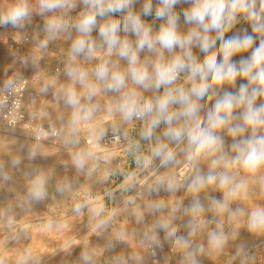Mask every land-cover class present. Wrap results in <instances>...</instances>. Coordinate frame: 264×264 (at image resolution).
Here are the masks:
<instances>
[{"label": "rangeland", "instance_id": "rangeland-1", "mask_svg": "<svg viewBox=\"0 0 264 264\" xmlns=\"http://www.w3.org/2000/svg\"><path fill=\"white\" fill-rule=\"evenodd\" d=\"M31 1L28 0L27 2H29V8L31 9V7H33L34 11L33 8L30 10L29 19L25 20L22 26L19 27H13L11 24L0 25V32L7 26H11L12 29L17 28L19 38L26 37L27 40L29 39V43H36L38 45L39 48L35 51V55H41L43 58H46L53 52V59L50 60V62L52 61L51 66L58 72H62L63 68L73 63V61L76 62L78 60L82 63L81 69H91L90 71H92V69L105 58L111 59L114 63L118 62L120 70L127 69V62L125 60L119 59L115 54L108 57L106 48L100 47L102 42L99 37L98 29L93 30L91 34V38L97 44V49L93 56L90 59L83 55L77 56L74 60L70 59L71 43H73L78 36L74 25L79 18V14L85 11L81 0H75V8L64 10L57 9L53 12H44L43 14H40L39 0ZM151 2L153 6L151 15L144 16L142 13L143 5L146 3V0H136V3L132 6V11L140 14L144 23L150 26L155 33L159 30L164 21L156 19L155 17V9L158 6V0H151ZM15 3V0H0V9H2L0 15H3L4 12L6 13ZM191 6L192 0H181V2L175 6L174 11L177 12L180 17L178 29L181 33H186L190 28L194 27V25L185 23L183 15L184 11L188 10ZM124 15H126V12L115 13L112 14L111 17H98V24L106 22L109 18L122 20ZM53 18H58V22L63 23L66 27L64 30L60 31L58 33L59 35H56L55 38L48 39L46 28L49 20ZM20 31L22 34L19 35ZM25 32L26 34H24ZM33 33L34 36H32ZM245 34L253 35L256 38L253 47L259 45L260 35L252 32L251 22L242 16L239 20L237 19L233 27L225 33V39L237 35L243 36ZM210 35L215 36V32L210 33ZM120 36L121 38H125L126 36V38L133 43L136 40V36L132 33L125 34L121 32ZM64 40L70 41V49L61 50L59 44ZM45 41L46 47L40 46ZM219 44L220 41H217V48L215 49L217 51L219 49ZM55 49H58L59 52L55 53ZM44 51L46 52L44 53ZM178 51L177 49V52ZM192 51L200 60L203 59L205 54L200 52L199 48L193 47ZM27 53H31V50L22 48L13 49L10 47L0 50V92L8 88L6 85L9 81H11L12 84L16 78L28 75L27 73L32 69L34 61H31L32 58H30L31 56H27ZM250 54L251 49L246 52H241L233 56L232 61L239 65L240 60L248 58ZM165 57H169L167 52H165ZM140 58L143 61L145 59L155 60L156 57L153 53L144 50L140 53ZM218 59H220L219 56ZM61 65H64V67ZM46 74L47 71L39 73L35 77L36 81L44 79ZM91 78L92 81H89ZM94 78L95 77L91 75L88 82L94 83ZM186 80L187 73H185L184 76L185 88L190 86L186 83ZM247 83L248 81L246 79L238 77L234 85L225 83L222 87H215L213 89L215 94L213 95L210 93L211 99L206 96L200 101L203 106L200 112L201 117L206 116L208 109L212 108L217 98L223 96L226 92L236 93L242 84ZM94 84H96L97 88L99 87V91H97L91 103L96 106L97 110L90 120L81 121L80 125L82 127L80 125L77 127V137L75 136L73 139L69 138L66 131L63 132L59 125L52 121H42V123L55 125L60 130L58 143L61 148L56 157L46 161H39L37 158L23 156L24 161H22V156L16 151V145L0 141V151L4 152L3 149H5V147L7 149V152L2 153V155L5 157L9 155L14 159L11 168H8L9 162L7 159L0 160V264H4V261L7 262L5 264H49V261H51L50 264H135L137 261H139V264H143V262H140L141 257H138L134 250V246L139 243L142 236L149 242V248L154 245L157 246V248L159 247L156 256L149 257L152 263H149L148 259V262H146L147 264H191V261L186 258V252L188 251L194 252L196 264H264V231L253 232L249 230L247 223L250 213L246 214L245 217H233L231 219L228 211L221 212L212 203L213 200L221 201L222 203L225 201L228 207L230 206V209L235 210L240 207V200H238L240 198L237 193L235 196H228L226 195L227 190L222 189L221 191V189L217 188L215 185L208 186V189L205 188L199 193L189 192L187 186H184L186 188L178 187L173 191L166 190V187L161 186L159 182L164 179L163 176L168 166H171V164L161 166L160 160H158L157 164H154L156 159L152 160L149 164L145 159L150 156V149L156 144V139H154L153 142L150 140L146 141L140 136L144 129L143 124L147 120H138L134 118L128 122L123 121L121 116L114 111V105L120 99L122 93L106 92L103 90V84L101 85V83L97 81ZM78 85L81 86L77 83L74 86L75 90L86 94V85L83 86L84 89L81 86V90ZM134 87L136 86L129 80L127 82V88L122 91H127ZM137 89L136 90L145 98H152L154 94L158 93L155 90L146 91L142 88ZM160 90H162V92L164 91L163 88ZM261 102H264V97L258 98L256 101L257 105ZM240 111L241 109L235 110L234 115L238 116ZM33 115L34 114H32L31 119ZM96 122L97 124H95ZM236 122L239 121H233V123ZM97 125L99 127H97ZM107 128L118 130L123 135L125 143L119 149H107L104 146L102 147L99 142L102 136L101 133H104ZM78 132L80 133L78 134ZM88 134H95L96 140H93H95L94 142L98 140L97 142L101 146L92 148L91 144L88 142V140L91 139L89 136L87 138ZM249 134L250 131L246 132L244 136L247 137ZM218 135L223 138V141L225 139L227 141L226 173L236 177V182L240 181V178L244 180L246 175H242L245 172L238 166L232 165L230 159L236 154L231 149V145L234 140H238L240 137L234 138L230 136L226 129L220 130ZM138 136H140V138H138ZM132 138L134 140L131 141ZM75 140L78 142L75 143ZM165 142L167 143L168 141L166 140ZM137 144L139 147H137ZM174 145L170 143L171 148ZM181 146L179 148L181 150L178 149V151L175 152V161L180 158L178 161L179 163L180 161L188 163L186 155L182 151V149L186 147V141L185 143L182 142ZM71 148H73V150ZM78 152L88 154L83 168H77L73 162L74 154ZM19 163L21 165H19ZM9 165H12V161ZM220 168L221 167L218 166L213 171H223V168ZM219 169L220 171H218ZM262 170H264V168L258 171L262 172ZM207 171L208 170L199 173L206 175L208 173ZM192 174L194 175L195 173L192 172L190 174L188 182ZM257 179L260 183L264 182V176L258 177ZM37 180L43 182L45 191L44 197L40 199L31 195V189ZM144 184L145 187L147 186L146 188H142ZM223 191L224 194H222ZM196 200H199L200 204L203 206V211L199 214H194L190 211L192 204ZM139 204H142L141 209H139ZM77 205H83V207L77 211ZM157 205L159 206L158 209L155 207ZM263 206V203H259L252 208L251 212L259 207L264 208ZM222 214H225L223 215L224 219ZM221 218L225 221H222ZM213 220H216V222ZM101 221H106V223L102 227H98L97 225ZM165 223L170 225L168 230L159 226ZM214 223H218L221 227H216ZM140 224L145 228L143 234L139 232ZM235 224L241 225L239 230L244 234L242 233L240 237L237 236V239L234 241L230 235V231L235 227ZM73 226L77 227L74 228ZM204 227L205 231L203 230ZM244 227H246V229ZM172 228L176 229V236L168 238L167 231H170ZM33 230L37 232L32 234ZM94 230H96V232ZM215 230L217 232L223 230L222 232L227 238V241H225L223 247L219 250L209 244V234L205 233H211ZM58 234L61 235H59L60 239ZM201 234L205 235L201 236ZM37 235L40 236V238ZM62 237L70 238V240L68 238L69 244L67 246L69 250L63 248L61 254L60 250L56 252L53 258L48 262L42 261L40 254L44 256V254L55 252ZM130 237L132 239L135 238V240H132ZM176 237H182L187 240L189 248H177L175 245ZM205 239L207 240L205 241ZM132 243H134L133 246ZM203 243H205V245ZM9 244L11 245L9 246ZM76 246H78V248ZM51 248L54 249L49 251ZM132 248L135 251H132L133 253L130 252ZM65 249L66 251L64 252ZM74 249L75 251H73ZM85 255L90 258L88 261L82 259Z\"/></svg>", "mask_w": 264, "mask_h": 264}, {"label": "clouds", "instance_id": "clouds-1", "mask_svg": "<svg viewBox=\"0 0 264 264\" xmlns=\"http://www.w3.org/2000/svg\"><path fill=\"white\" fill-rule=\"evenodd\" d=\"M180 2L181 0H158L155 17L164 23L154 33L144 23L141 15L132 11L136 0H81L85 11L79 14L74 25L78 36L71 45L70 59L74 60L81 55L90 59L93 56L97 44L91 34L98 29L102 42L100 47L106 48L108 57L115 54L127 62L126 70H120L118 62L114 63L111 59H104L92 69V75L97 82L103 84L104 91L122 93L114 105V111L125 122L134 118L147 120V127L141 134L144 140H151L161 123L166 125L163 137L168 142L157 138L155 146L150 149V156L145 158L146 162L150 164L158 158L161 166L173 163L176 154L170 143L179 145L186 141V147L182 151L193 167L202 159L212 158L208 173L194 174L187 184V190L199 193L208 186L215 185L219 189H226V195L235 196L244 186L243 181L236 182L234 176L224 171H213L227 158L223 138L218 132L226 129L230 136L240 137L231 145L236 153L230 158L232 165L247 173H256L264 168V102L258 105L256 103L258 98L264 97V0H192V6L183 15L185 23L194 27L186 33L179 31L180 17L174 11ZM75 6V0H39L40 14L57 9H72ZM152 11L151 0H146L143 15H151ZM125 12L122 20L109 18L98 24V17H111L112 14ZM240 16L251 22L253 33L260 35L257 47H253L256 39L253 35H237L225 39V33ZM29 17L27 0H16L6 13L0 15V25L19 27ZM65 27L58 22V18L49 20L46 28L48 39L55 38ZM121 32L134 34L135 42L126 36L121 38ZM212 32H215V36L210 35ZM217 41H220L218 51L215 50ZM41 46L46 47V41ZM193 47L205 54L202 60L194 55ZM249 49L250 56L241 59L239 65L232 61L233 56ZM144 50L153 53L155 60L142 61L140 53ZM165 52L170 58L165 57ZM182 72L187 73L186 83L190 86L173 87ZM66 74L73 85L64 95L65 103L75 109L71 123L75 125L80 121H88L97 110L91 101L98 88L96 84L88 82V72L79 67H69ZM238 77L246 79L248 83L242 84L236 93L226 92L217 98L206 116L201 117L203 106L200 101L206 96L211 99L210 93L215 94V87H222L225 83L234 85ZM129 80L136 87L122 91L127 88ZM77 83L86 85V94L76 92L74 86ZM6 87H11V81ZM137 88L157 92L163 88L164 91L161 95L145 98ZM82 100L85 102L82 103ZM173 106L177 107L174 109ZM237 109H241L238 116L234 115ZM249 131L250 134L245 137L244 134ZM87 155L84 152L74 154L73 162L77 168L84 167ZM159 183L169 191L179 187L171 180H161ZM31 195L37 199L44 197L41 180L35 181ZM212 203L219 211H228L230 218L244 213L243 209L232 210L227 203L221 201L213 200ZM82 207L83 205H77L76 210L79 211ZM155 207L159 208L158 205ZM190 211L194 214L203 211L199 200L194 201ZM105 223L106 221H101L97 226L102 227ZM159 226L165 230L170 227L168 223ZM217 227L220 228L221 225L218 224ZM248 228L253 232L264 231V208L255 209L249 214ZM175 236L176 229L167 231L168 238ZM226 239L222 231L209 234V244L217 250L223 247ZM175 245L180 249L189 248L188 241L182 237H176ZM186 258L191 264H196L194 252H186ZM82 259L88 261L90 258L85 255Z\"/></svg>", "mask_w": 264, "mask_h": 264}, {"label": "bare ground", "instance_id": "bare-ground-1", "mask_svg": "<svg viewBox=\"0 0 264 264\" xmlns=\"http://www.w3.org/2000/svg\"><path fill=\"white\" fill-rule=\"evenodd\" d=\"M3 1V0H2ZM13 1V0H12ZM16 1V0H15ZM28 1V0H27ZM31 1V0H30ZM32 2V1H31ZM8 3V1H7ZM28 5H29V2H27ZM3 4V3H2ZM11 4V3H10ZM7 5V4H6ZM37 5V4H36ZM36 7V6H35ZM3 8V7H2ZM7 8V7H6ZM33 7H31L30 10H32ZM8 9V8H7ZM2 9H0L1 11ZM6 10V9H5ZM33 11H34V8H33ZM5 13V12H4ZM242 16L238 17L237 19L239 20V18H241ZM29 22V21H28ZM247 27V26H246ZM24 32V31H23ZM36 32V31H35ZM18 29H12L11 26H7V27H4L3 30L0 32V50L1 49H6L8 47L10 48H13V49H19V48H22V49H29L31 50V53H27V56H31L30 58H32V62H33V67L32 69L30 70V72H28L27 74V78L29 80H31L32 82V85L34 87V89L37 91L38 95H39V99L38 101L34 104V103H31V102H27L25 108L26 110L30 111L31 114H34L33 115V118L30 119L27 123L21 125L19 128L17 129H14V130H10L8 128H6L4 125H0V141L3 142V143H11V144H14L17 146V152H19V154L22 156H27L28 158H37L39 161H46L50 158H54L56 157L59 152H60V148L61 146L59 145L58 141L54 140L52 142H39L35 139L34 137V132L36 131V123L37 122H42L43 120L45 121H52L53 123L57 124L60 126V128L62 129V131H66L67 133V136L69 138H75V136L77 137L76 135V131L78 130L77 127L81 124V121L75 125H72V120H73V112L75 111V109H73L72 107H70L69 105H67L64 101V95L67 91V89L69 87L72 86V81L70 80V78L67 76L66 74V70L69 68V67H79L80 70L82 71H86L88 72V80L90 79L91 75H92V71H90L89 69H81V61L78 60L76 62L73 61V63H71L70 65H68L67 67L63 68V71L62 72H58L56 70H54V68L51 66V62L50 60L53 59L52 55H54V53L52 52V54L46 58H43L41 55H35V51L37 50L38 45L36 43H29V39L27 40L26 37L24 38H19L18 37ZM28 33V32H27ZM22 34L21 31L19 33V35ZM26 34V32L24 33ZM64 34V33H63ZM59 35V34H57ZM65 35V34H64ZM68 35V34H67ZM24 36V35H23ZM34 36V33L33 35ZM61 36V35H60ZM22 37V36H20ZM29 38V37H27ZM63 38V37H62ZM34 39V37H33ZM35 40V39H34ZM52 41V40H51ZM37 42V40H36ZM70 41H62L60 44H59V47L62 49H68L69 46H70ZM72 44V43H71ZM41 46V45H40ZM49 47V46H48ZM50 48V47H49ZM70 49V48H69ZM51 51V50H50ZM46 51H44L45 53ZM55 53H58L59 50L55 49L54 50ZM26 54V52H25ZM48 54V53H47ZM168 54V53H167ZM24 55V54H23ZM49 55V54H48ZM59 55V54H58ZM61 55V54H60ZM64 55V54H63ZM46 56V55H45ZM66 56V55H65ZM108 58V57H107ZM79 59V58H77ZM104 59V58H103ZM106 59V58H105ZM84 60V59H83ZM71 61V60H70ZM67 63V62H66ZM69 63V62H68ZM94 64V63H93ZM92 64V65H93ZM60 65V64H59ZM64 67V65H61ZM88 67V66H87ZM95 67V66H94ZM62 68V67H61ZM42 71H47V74L44 76V79L42 80H37L36 81V76L41 73ZM41 79V78H40ZM95 80V78H94ZM89 81H92V78L91 80ZM96 83V80L95 82ZM102 85V84H101ZM79 86V85H78ZM80 87V90H81V86ZM83 88V86H82ZM101 88V87H100ZM46 89V90H45ZM84 89V88H83ZM82 89V91H83ZM99 89V87H98ZM138 90V89H137ZM142 90V89H141ZM99 91V90H98ZM78 94H84L83 92H80V91H76ZM112 93V92H111ZM114 93V92H113ZM82 103H84L85 101H81ZM111 120V119H110ZM108 120V121H110ZM107 121V123H108ZM84 122V121H83ZM106 123V124H107ZM97 124V122L95 123ZM55 126V125H54ZM81 126V125H80ZM94 126V125H93ZM104 126V125H103ZM107 126V125H106ZM82 127V126H81ZM97 127H99L97 125ZM89 128V127H88ZM108 129V128H107ZM111 129V128H110ZM80 130V129H79ZM101 130V129H99ZM92 131V130H90ZM80 132H78L79 134ZM62 134V133H61ZM82 135V134H81ZM64 136V135H62ZM91 137L92 139H95V134H88L87 135V138ZM66 137V136H65ZM66 139V138H65ZM77 139V138H76ZM80 139V138H79ZM68 140V139H67ZM65 140V141H67ZM78 140V139H77ZM96 140V139H95ZM94 140V141H95ZM100 140V139H99ZM98 141V140H97ZM95 142L93 145H91V147H100L101 145L98 144V142ZM78 142L75 140V143ZM100 142V141H99ZM185 143V142H184ZM13 145V146H14ZM174 145V144H173ZM182 145L179 144V145H174L172 147L173 151L176 152L178 151V149L180 148V146ZM86 147V146H85ZM90 147V148H91ZM103 147V146H102ZM182 147V146H181ZM14 148V147H13ZM76 148V147H75ZM73 150V148H71ZM108 149V148H107ZM119 149V148H118ZM64 150V149H63ZM90 150V149H89ZM92 150V149H91ZM113 150V149H112ZM181 150V149H179ZM4 152H7V149L5 147V149H3ZM101 151V150H100ZM4 152H1L0 151V160L1 159H7L8 162L10 163L12 161V165H9L8 163V168H11V166H13V158H11L9 155L7 157L3 156L2 153ZM63 152V151H62ZM103 152V151H102ZM16 153V152H15ZM14 154V153H13ZM18 154V153H17ZM176 154V153H175ZM6 155V154H5ZM20 156V157H21ZM108 156V154H107ZM178 156V155H177ZM13 157V156H12ZM17 157V156H16ZM102 157V156H100ZM109 157V156H108ZM114 157V156H113ZM58 158V157H57ZM64 158V157H63ZM21 159V158H20ZM68 159V158H67ZM180 158H178V160L174 161L173 163H171V166L169 165L168 168H167V171L165 173V175L163 176L164 177V181L167 182L169 180L171 181H174L176 182L178 185H179V188L183 187V188H186L184 186H187L188 184V179L190 177V174L192 172H196V170H198V167H193L192 165H190L189 163H186V162H183V161H180V163L178 162ZM16 161V160H15ZM24 161V158L23 160ZM51 161V160H50ZM2 162V161H1ZM18 162V161H16ZM38 162V161H37ZM15 163V162H14ZM21 163V162H20ZM19 163V165H21ZM44 164V163H43ZM18 165V166H19ZM6 166V165H5ZM17 167V166H16ZM17 169V168H16ZM15 169V170H16ZM13 170V169H12ZM14 171V170H13ZM199 171H203L200 170ZM206 171V170H205ZM264 170H262V172L260 171H257L256 173H247L245 172L242 176L246 175V178L243 180L242 178H240L241 180L240 181H243V187L241 189L238 190L237 192V195L240 199V207L241 209L244 210V213L243 215H238L236 216V218H239V217H245L246 214L248 213H251V210L254 206H256L257 204L259 203H263L264 204V182H258L257 178L258 177H263L264 176ZM49 172V171H48ZM204 172V171H203ZM208 172V171H207ZM193 176V174H192ZM23 177V176H22ZM236 178V177H235ZM237 179V178H236ZM62 181V180H61ZM65 181V180H64ZM70 181V180H69ZM238 181V182H240ZM149 182V181H148ZM153 183V182H152ZM260 183V184H259ZM259 184V185H258ZM152 186V185H151ZM91 187V186H90ZM147 187V186H146ZM145 187V184L142 186V188H146ZM87 188V187H86ZM216 188V187H215ZM153 189V188H152ZM208 189V188H207ZM167 190V189H166ZM212 190V189H211ZM226 190V189H225ZM224 190V191H225ZM173 191V190H172ZM207 191V190H206ZM222 191V189H221ZM224 191L222 194H224ZM224 196V195H223ZM225 197V196H224ZM226 198V197H225ZM224 198V200H225ZM232 198V197H231ZM207 199V197H206ZM237 199V198H236ZM145 200V199H143ZM227 200V199H226ZM234 200V199H233ZM232 200V201H233ZM146 201V200H145ZM205 201V200H204ZM147 202V201H146ZM145 202V203H146ZM231 202V201H230ZM142 203V202H141ZM210 203V202H209ZM224 203H226L224 201ZM237 204V203H236ZM140 205V204H139ZM147 205V204H146ZM236 206V205H235ZM252 206V207H251ZM142 207V204L140 205L139 209H141ZM211 207V206H210ZM209 207V208H210ZM230 207V206H229ZM233 207V206H232ZM264 207V206H263ZM260 208V207H259ZM137 210V209H136ZM208 210V209H207ZM138 211V210H137ZM205 214V212H204ZM227 214V212H226ZM223 215L225 214H222V217ZM228 215V214H227ZM220 216V215H219ZM71 217V215H70ZM218 218V217H217ZM216 218V219H217ZM229 218V217H228ZM199 219V218H198ZM213 219V218H212ZM215 219V218H214ZM219 219V218H218ZM222 219V218H221ZM224 219V217H223ZM222 221H225L223 220ZM232 219V218H231ZM70 220V219H68ZM203 220V219H202ZM229 220V219H228ZM195 221V220H194ZM214 221V220H213ZM218 221V220H217ZM205 222V221H204ZM209 222V221H208ZM216 222V220L214 221ZM235 222V221H234ZM242 222V221H241ZM210 223H213V222H210ZM209 223V224H210ZM37 224V223H36ZM98 224V223H97ZM215 224V223H214ZM218 224V223H216ZM215 224V226L217 227V225ZM231 224V223H230ZM196 225V224H195ZM198 225V224H197ZM248 225V223H247ZM246 225V227H247ZM69 226V225H68ZM75 226V225H74ZM73 226V227H74ZM96 226V224H95ZM139 226V225H138ZM204 226V225H203ZM228 226V225H227ZM235 227L230 231V235L231 237L233 238V240L235 241L237 239V236L240 237V235L243 233L241 230H239V228H241V225L240 224H235L234 225ZM62 227V226H61ZM77 227V226H76ZM74 227V228H76ZM210 227V226H209ZM208 227V228H209ZM223 227V226H222ZM246 227H244L246 229ZM67 228V227H66ZM65 228V229H66ZM72 228V229H74ZM195 228V227H193ZM198 228V227H197ZM203 228V227H202ZM207 228V229H208ZM228 228V227H227ZM230 228V227H229ZM34 229V228H33ZM42 229V228H41ZM48 229V228H47ZM56 229V228H55ZM144 226L140 224L139 226V232L140 234L144 232ZM217 229V228H216ZM226 229V228H225ZM35 230V229H34ZM33 230V233H36L37 231L34 232ZM71 230V229H69ZM68 230V231H69ZM92 230V229H91ZM98 230V229H97ZM130 230V229H129ZM138 230V229H137ZM205 231V227L203 229ZM64 231V230H63ZM72 231V230H71ZM70 231V232H71ZM78 231V230H77ZM76 231V232H77ZM96 232V230H94ZM208 231V230H207ZM216 231V230H215ZM223 231V230H222ZM248 231V230H247ZM80 232V231H79ZM94 232V234H95ZM100 232V231H99ZM227 232V231H226ZM249 232V231H248ZM46 233V232H45ZM64 233V232H63ZM75 233V232H74ZM138 233V231H137ZM206 234H210V233H207L205 232ZM39 234V233H37ZM93 234V235H94ZM130 234V233H129ZM228 234V232H227ZM244 234V233H243ZM253 234V233H252ZM263 234V233H262ZM60 234H58V237H59ZM66 235V234H65ZM63 235V236H65ZM205 235V234H204ZM203 234H201V236H204ZM246 235V234H245ZM248 235V234H247ZM257 235V234H255ZM38 236V235H37ZM36 236V238H37ZM61 236V235H60ZM99 236V235H98ZM127 236V235H126ZM131 236V234H130ZM137 236V235H136ZM209 236V235H208ZM249 236V235H248ZM251 236V234H250ZM261 236V235H260ZM40 238V236H38ZM75 237V235H74ZM135 237V235H134ZM226 237V236H225ZM247 237V236H246ZM255 237V236H253ZM49 238V237H48ZM67 238V237H66ZM63 238L62 237V240L60 242L59 240V246L58 248L56 249L55 252H52V253H47V254H44V256L42 254L41 257H42V261H46L48 262L49 260H51L54 256V254L58 251H60V254L63 252L62 249L63 248H66L67 249V246L69 244V241H68V238ZM73 238V237H72ZM131 238V237H130ZM147 238V237H146ZM207 238V237H206ZM35 239V237H34ZM60 239V237H59ZM77 239V237H76ZM79 239V237H78ZM104 239V238H103ZM122 239V238H121ZM132 239V238H131ZM203 239V237H202ZM57 240V239H56ZM55 240V241H56ZM70 240V238H69ZM132 240H135L132 239ZM150 240V239H149ZM207 239H205L206 241ZM255 240V239H254ZM262 240V239H260ZM35 241V240H34ZM46 241V240H45ZM44 241V242H45ZM78 241V240H77ZM96 241V240H95ZM94 241V242H95ZM204 241V242H205ZM227 241V240H226ZM244 241V239H243ZM259 241V240H257ZM21 242V241H20ZM36 242H37V239H36ZM35 242V243H36ZM72 242V241H71ZM70 242V243H71ZM80 242V241H79ZM78 242V243H79ZM96 243V242H95ZM136 244V243H135ZM205 245V243H203ZM207 244V242H206ZM247 244V243H246ZM2 245V244H1ZM11 244H9L10 246ZM15 245V244H14ZM37 245V243H36ZM53 245V244H52ZM55 245V244H54ZM134 245V243H132V246ZM151 246V245H150ZM53 247V246H51ZM73 247V246H72ZM78 248V246H76ZM129 247V246H128ZM154 247V248H153ZM245 247V246H244ZM243 247V248H244ZM125 248V246H124ZM54 248H51L49 251H52ZM66 249L64 250V252L66 251ZM159 247L157 248V246H152L151 248H149V242L147 241V239L144 238V236H142L141 240L139 241V243L134 246V250L136 251L138 257H141V260L140 262H143V264H147L146 262H148V259L150 256H153L155 257L156 254H157V251H158ZM69 250V248L67 249ZM123 250V249H122ZM126 250V248H125ZM133 248L130 250V252L134 251ZM164 250V249H163ZM75 251V249L73 250ZM129 251V250H128ZM134 251V252H135ZM1 252V251H0ZM68 252V251H67ZM71 252V251H70ZM127 252V251H126ZM219 252V251H218ZM133 253V252H132ZM163 253V252H162ZM72 254V253H71ZM160 254V253H159ZM69 255V254H68ZM161 255V254H160ZM8 256V255H7ZM57 256V255H56ZM59 256V255H58ZM2 257V256H1ZM4 257V256H3ZM40 257V256H39ZM67 258V257H66ZM66 258H63V259H66ZM155 259V258H154ZM152 259V260H154ZM1 260V258H0ZM61 260V258H60ZM59 260V261H60ZM53 261V260H52ZM157 261V260H156ZM3 262V261H2ZM151 262V259H149V263ZM7 263L4 261V264ZM51 263V261H49V264ZM134 263V262H133ZM152 263V262H151ZM154 263V262H153ZM36 264V263H35ZM121 264V263H120ZM135 264H139V261H137ZM155 264V263H154Z\"/></svg>", "mask_w": 264, "mask_h": 264}, {"label": "built area", "instance_id": "built-area-1", "mask_svg": "<svg viewBox=\"0 0 264 264\" xmlns=\"http://www.w3.org/2000/svg\"><path fill=\"white\" fill-rule=\"evenodd\" d=\"M186 72H182L177 79L175 86H184V76ZM39 99L37 91L34 89L31 80L26 76H20L5 91L0 92V125H4L8 129H17L21 125L27 123L32 114L26 110L27 102L36 103ZM139 120V119H138ZM36 131L34 137L39 142L58 141L60 130L52 124L42 122L36 123ZM88 142L93 145L95 142L91 138ZM102 146L109 149H118L125 143L124 137L118 130L107 129L100 138ZM141 185V184H140Z\"/></svg>", "mask_w": 264, "mask_h": 264}, {"label": "crops", "instance_id": "crops-1", "mask_svg": "<svg viewBox=\"0 0 264 264\" xmlns=\"http://www.w3.org/2000/svg\"><path fill=\"white\" fill-rule=\"evenodd\" d=\"M163 92H162V90H160V92H158V93H156V94H154V96H157V95H161ZM153 97V96H152ZM177 106H173V108L175 109ZM144 126V129L147 127V121H145L144 122V124H143ZM144 129H143V131H144ZM165 129H166V125L165 124H163V123H161L160 125H159V127H157L156 129H155V132H154V135H153V138L150 140V141H152L153 142V140L154 139H156V142H157V138H160V140H162V141H166V139L163 137V132L165 131ZM141 136V135H140ZM140 136H138V138H140ZM136 137V136H135ZM137 138V137H136ZM132 140H134L133 138L131 139V141ZM147 141V140H146ZM130 142V141H129ZM224 152H226L227 153V141H226V139L224 140ZM211 159L212 158H208V159H206V160H204V159H202V160H200L199 162H198V165H197V167H198V170H196V172H195V174L198 172H202V171H199L200 170V168H201V170H203V171H205V170H210V165H211ZM158 158L154 161V164H157L158 163ZM222 164L220 165V167L221 168H223V171L224 172H226V168H227V158L224 160V161H222L221 162ZM220 168V169H221ZM220 169L218 170V171H220Z\"/></svg>", "mask_w": 264, "mask_h": 264}]
</instances>
